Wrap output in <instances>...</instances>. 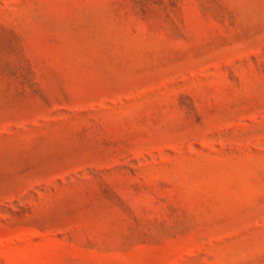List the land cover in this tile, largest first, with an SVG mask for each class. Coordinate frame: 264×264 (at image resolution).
Returning a JSON list of instances; mask_svg holds the SVG:
<instances>
[{
  "label": "rangeland",
  "instance_id": "rangeland-1",
  "mask_svg": "<svg viewBox=\"0 0 264 264\" xmlns=\"http://www.w3.org/2000/svg\"><path fill=\"white\" fill-rule=\"evenodd\" d=\"M0 264H264V0H0Z\"/></svg>",
  "mask_w": 264,
  "mask_h": 264
}]
</instances>
